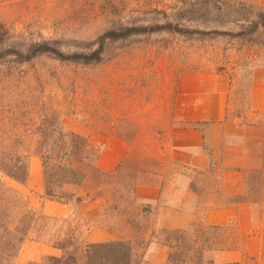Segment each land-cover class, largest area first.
I'll list each match as a JSON object with an SVG mask.
<instances>
[{
  "label": "rangeland",
  "instance_id": "obj_1",
  "mask_svg": "<svg viewBox=\"0 0 264 264\" xmlns=\"http://www.w3.org/2000/svg\"><path fill=\"white\" fill-rule=\"evenodd\" d=\"M249 6L264 9V0H0V121L17 124L20 139L32 144V182L21 188L31 207L41 210L38 204L45 174L51 187V162L43 164L36 143L57 141L60 131L85 137L90 144L83 152L82 165L90 171L97 167L98 137L124 140L126 153L115 171L107 173L111 175L93 172L97 182L87 178L82 190H67L82 196L98 193L102 198L81 205L73 199L67 222L58 218L53 228L74 229L81 244L107 238L97 232L102 228L112 235L102 242L123 239L133 243L137 264H167L170 249L164 240L169 236L161 230L169 229L157 225L156 207L133 197L138 183H160L176 170V165L167 163L166 174L158 176L163 171L161 140L173 124V96L181 75H225L230 79L225 120L205 130L209 170L192 174L197 203L191 219L194 228L188 225L183 230L191 235L199 232L195 227L199 223L208 226L202 222L204 204L248 201L245 174L242 194L233 197L220 189L218 173L232 152H239L243 167L246 141L264 129V112L251 110L252 73L264 69V46L233 35L241 30L237 21L249 16ZM167 21L184 32L160 31L101 41L110 30L153 27ZM38 43L63 54H89L101 44L103 50L97 63L61 62L51 54L25 60L27 51ZM54 192L59 198L63 195L56 186ZM47 200L50 207L51 200ZM107 202L116 203L118 212L107 208ZM251 205L252 225L257 226L258 209ZM87 225L91 226L89 232ZM221 227L225 229L219 237H227L235 245L243 240L234 221ZM91 231L95 233L92 238ZM253 231L261 238L264 235V227ZM261 249L256 244L249 246L241 261L264 264V245ZM60 255L58 249L26 241L13 264H49L45 257ZM220 255L209 251L199 264L231 263Z\"/></svg>",
  "mask_w": 264,
  "mask_h": 264
},
{
  "label": "trees",
  "instance_id": "obj_2",
  "mask_svg": "<svg viewBox=\"0 0 264 264\" xmlns=\"http://www.w3.org/2000/svg\"><path fill=\"white\" fill-rule=\"evenodd\" d=\"M249 8V16L237 21L241 30L233 33V35L250 43L264 46V9L251 6ZM160 31L184 32L167 21L165 24H155L153 27L129 26L119 30H110L101 37V41L103 42L105 39L117 40L134 34ZM218 33L225 34L226 32ZM102 48L101 44L89 54L78 52L63 54L55 47H49L46 43H38L31 46L27 51L25 60L40 54H51L53 58L61 62L97 63L101 60ZM257 130L258 128L255 131ZM18 134H20V130L17 124L0 121V264H13L26 241L42 243L60 250L61 255L59 257H45L44 260H47L49 264H137L136 250L131 241L117 239L81 244L75 237L74 229L57 230L53 228L52 223L60 219L47 215L42 210L34 209L29 205V200L21 192V188L27 186L29 149L32 144L20 139ZM59 134L61 138L57 141L51 143L40 141L35 144V149L42 158L43 164L48 166L51 162V187L45 174L42 199L66 204L74 199L78 205H81L89 200L102 198L98 193L95 195L85 193L82 196L67 191L71 187L82 190L87 178L97 182V173V176L92 173L101 171L96 165L92 166L90 171H87L82 165L83 152L90 144L85 137L70 131H60ZM245 150L247 159L243 161L242 171L245 174V186L249 199L245 202L257 207L259 220L264 223V129H260L257 136L250 137L246 141ZM94 156L95 159H98L99 152L95 153ZM86 158L84 156V159ZM105 174L106 176L111 175ZM54 186L58 187L63 194L60 198L54 192ZM134 197L133 199L136 200ZM105 206L118 212L116 203L109 204L107 202ZM90 219V217L86 218L88 221ZM61 221L67 222V218ZM190 226L194 228L193 224ZM195 227H199L197 230L199 232H192L191 235L183 229L161 230V233L166 232L169 236L164 240V245L170 249L167 264H199L202 262L204 254L209 251L220 252L235 248L231 239L219 237V232L225 229L224 227L202 226L200 223ZM86 230L89 232L91 226L87 225ZM210 264L213 263L210 261ZM228 264L245 263L239 261Z\"/></svg>",
  "mask_w": 264,
  "mask_h": 264
},
{
  "label": "crops",
  "instance_id": "obj_3",
  "mask_svg": "<svg viewBox=\"0 0 264 264\" xmlns=\"http://www.w3.org/2000/svg\"><path fill=\"white\" fill-rule=\"evenodd\" d=\"M253 75V91L251 98V110L255 113L264 112V69H256ZM230 79L225 75H181L173 96V124L167 127L161 140L160 166L163 168L162 176L166 174V164L173 163L176 170L169 173L164 181L157 184L138 183L135 187L137 200L157 209V225L165 229H184L188 227L195 216L197 203L193 198L195 192L191 188L194 173H204L209 170V155L205 149V130L211 125L222 123L226 116ZM261 96L258 97V92ZM100 155L97 167L101 172L112 173L115 171L126 153L128 143L114 136L103 135L98 137ZM239 152H232L223 160V169L218 177L221 190L226 195L240 196L243 188V174L240 166ZM227 154V153H226ZM192 175V176H191ZM31 172L27 186L30 187ZM25 188V187H23ZM47 199H42L38 208L45 214L67 218L71 215V204L51 201L48 207ZM30 205V202H29ZM31 206V205H30ZM33 208V207H32ZM49 209L51 212L46 213ZM203 223L209 226H227L235 222L237 230L243 236V240L235 245L232 250L220 251V256L229 262H239L246 255L249 246L257 245L261 251L264 245V235L259 237L253 231L257 226L264 227L263 221L257 226L252 225V212L254 207L247 202L226 204H204ZM237 222V223H236ZM97 232L106 234L107 238L91 242H102L111 238V232L99 228ZM92 231L89 237L93 236ZM51 249H55L52 248ZM261 253V252H260ZM229 257V258H228Z\"/></svg>",
  "mask_w": 264,
  "mask_h": 264
}]
</instances>
